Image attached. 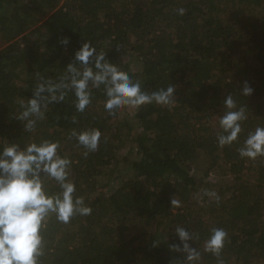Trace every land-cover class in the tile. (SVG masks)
Returning <instances> with one entry per match:
<instances>
[{
	"label": "trees",
	"instance_id": "1",
	"mask_svg": "<svg viewBox=\"0 0 264 264\" xmlns=\"http://www.w3.org/2000/svg\"><path fill=\"white\" fill-rule=\"evenodd\" d=\"M86 41L144 90L174 85L176 102L112 116L99 90L85 113L70 90L51 103L46 91L44 118L29 131L21 105L39 83H60ZM245 81L251 96L242 95ZM228 95L246 109L247 130L264 125V0H0V150L59 141L93 208L68 224L52 216L42 264H264V158L244 160L235 144L218 146ZM82 126L103 133L87 157L68 138ZM177 227L189 232L197 260L188 261ZM216 227L229 235L220 257L204 247Z\"/></svg>",
	"mask_w": 264,
	"mask_h": 264
},
{
	"label": "clouds",
	"instance_id": "2",
	"mask_svg": "<svg viewBox=\"0 0 264 264\" xmlns=\"http://www.w3.org/2000/svg\"><path fill=\"white\" fill-rule=\"evenodd\" d=\"M184 8L177 9L179 15ZM68 45L70 40L65 38ZM74 63L67 66L60 83H39L35 98L22 104L21 120H26V128L34 131L39 120L44 118L41 94H50L49 103L63 101L66 91L73 93V105L78 113H85L95 100L97 90L105 97L104 110L116 116L125 109H139L147 104L171 107L175 102L176 87L169 85L156 91L144 90L139 80H133L119 64L111 62L103 50H98L91 41L84 42L74 54ZM59 91V95L56 93ZM243 96L254 94L253 87L245 81ZM224 111L219 116V131L216 140L220 148L237 146L239 157L256 161L264 158V125L247 130L249 117L244 107H237L232 95L223 101ZM103 133L97 127L82 126L73 128L69 140L83 149L87 157L99 150ZM73 159L61 151V143L43 139L27 144L23 149L12 144L0 150V264H42L45 255L46 233L52 216L62 224L70 223L77 216L87 217L93 208L86 201L73 179ZM43 174V177H42ZM45 179L54 182L55 191H50ZM203 196L219 203L220 197L214 191H205ZM179 207L181 202L172 199ZM176 233L184 242L183 250L188 252V261L199 258V253L190 248L191 238L183 227ZM229 235L223 228H212L204 241L205 251L220 257ZM173 247L180 250L178 245Z\"/></svg>",
	"mask_w": 264,
	"mask_h": 264
},
{
	"label": "rangeland",
	"instance_id": "3",
	"mask_svg": "<svg viewBox=\"0 0 264 264\" xmlns=\"http://www.w3.org/2000/svg\"><path fill=\"white\" fill-rule=\"evenodd\" d=\"M125 112H122L123 115H130L132 116L134 113H135V110L134 109H125L124 110ZM205 183H207V185L209 186H216V185H219V184H222L218 179H215V180H205ZM207 189L209 190V188L207 187Z\"/></svg>",
	"mask_w": 264,
	"mask_h": 264
}]
</instances>
